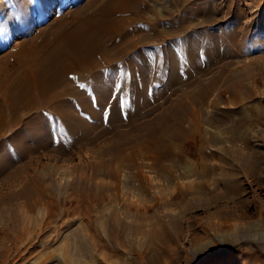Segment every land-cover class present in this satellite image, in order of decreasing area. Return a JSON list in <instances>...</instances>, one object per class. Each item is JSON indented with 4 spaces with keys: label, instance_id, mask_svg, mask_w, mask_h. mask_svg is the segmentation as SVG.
Returning <instances> with one entry per match:
<instances>
[{
    "label": "rangeland",
    "instance_id": "1",
    "mask_svg": "<svg viewBox=\"0 0 264 264\" xmlns=\"http://www.w3.org/2000/svg\"><path fill=\"white\" fill-rule=\"evenodd\" d=\"M88 1L0 0V85L14 72L9 61L1 68L14 47L33 39ZM142 2L145 18L138 26H130L131 38L135 41L141 32L152 35L150 46L159 51L170 45L176 59L172 58L170 64L168 57L166 77L158 86L154 84L157 91L164 88L162 95L147 103L141 98V114L135 121L125 115L121 123L113 125L108 119L101 121L104 125L95 119L86 120L89 128L74 138L65 133L60 122L53 123L55 129L47 119L37 123L39 127L49 125L51 130L39 135L37 148L18 159L8 157L0 162V264H264V0ZM181 21L185 31L177 35L175 44L171 32ZM192 33L196 38L192 42L199 44V66L186 51L174 49L191 44L185 35ZM160 58L151 60L153 70H157L155 64ZM173 64L176 68L169 84L167 76ZM249 72L251 76L246 77ZM237 73L245 77L238 86L249 89L252 100L238 101L233 94L237 87L230 84V76ZM154 87L140 88L152 96ZM201 88H205L202 98ZM198 90L199 101L193 105L197 106L187 110L183 125L190 127L197 112L203 140L199 150L174 141L178 147L169 148L164 162L175 167V175L171 177L168 170L159 172L160 169L150 173L155 184L175 182L166 197L159 199L157 189L146 201L134 197L137 204L133 215L124 214L122 192L117 193V198L110 195L109 184L117 179L103 169H94L103 167L107 160L112 161L113 168L122 158L124 164L154 163L151 151L140 147L136 137L141 138L152 126L161 124L165 115L169 119L175 105H187ZM34 122L30 115L26 124ZM244 122L248 134L231 140L227 130L235 125L241 128ZM54 132L60 135L59 140L52 138ZM136 150L147 159L134 155L129 160V152ZM221 157L229 160L227 166L220 165ZM242 157L251 160L254 170L247 171ZM205 159L209 167H215L216 179L227 173L234 176L240 192L226 195L218 180L213 185L206 184L204 192H194L202 185L201 179L185 176L192 175L200 166L198 162L204 163ZM126 169L120 179L124 173L128 175ZM34 174L39 179L37 187L31 184L27 193L21 194ZM174 190L181 192L174 195ZM158 233L169 237L160 239ZM73 241L82 242L76 250ZM69 249L83 253L84 260L70 261Z\"/></svg>",
    "mask_w": 264,
    "mask_h": 264
},
{
    "label": "bare ground",
    "instance_id": "2",
    "mask_svg": "<svg viewBox=\"0 0 264 264\" xmlns=\"http://www.w3.org/2000/svg\"><path fill=\"white\" fill-rule=\"evenodd\" d=\"M142 4H144L142 0H89L86 4L77 7L72 14L62 17L51 24L48 29L35 36L33 39L23 42L20 41L21 43L19 46L14 47V50L9 52L4 58V61H1L2 69L4 63L7 61H9L8 63L12 62L9 65L13 66L12 69L14 72L3 81L4 83L1 82L0 85V162H3V159L8 157L11 159H18L27 151L30 152L35 150L40 142L38 140L39 135L47 133L48 130L51 131L49 128L50 126L55 129L53 123L56 124L60 122L63 126V130L65 133L69 134V137H78L79 134L84 133L86 127L89 128L86 120L95 119L97 122H101L103 119H108L107 121H109V124L113 125L115 122L117 124L121 123L122 116L125 115L129 117L132 122L135 121L136 116L141 114V98H143V103H147L150 98L153 100V98H156L159 94L162 95L161 93L164 88L158 91L155 88L156 85L158 86L162 83L163 79L166 77L164 69L167 66L168 57H171L170 64H172V58L175 56L173 55L170 45L161 48L159 51L155 50V47L150 46L148 40L151 39L152 35H146L141 32L139 33V38H137L138 40L136 39L134 41L131 38L132 32L129 31L131 28L130 26H138L139 22L145 18L143 14L144 11L141 8ZM130 13L133 17L130 16ZM182 23L183 21H181L179 25L177 24L171 32V37H174L173 41H175V44L177 42V40H175L176 37H178L177 35L185 31V26L184 24L182 25ZM185 39H190L191 44L188 46L185 45V49L181 47L174 49L186 51L191 57L192 62L195 63L196 66H199V56L197 55L199 44L196 42L197 45L192 42L193 40L195 42L196 38H193L192 33V36L189 34L185 35ZM155 56H162L155 64L158 66L157 70H153L154 63L151 62ZM173 65L170 66V72L167 76L169 84L173 81V79L170 78H172L173 70L176 68L175 65ZM237 74L230 76V84L237 87V89L233 87V89H236L233 94L237 96L238 101L246 98H251L250 100H252L251 91L244 87V85H242L241 88L239 87L240 85L238 86L241 79L245 77ZM251 74L250 72L247 73L246 77H250ZM155 83L156 85H154ZM141 86L145 87L146 90L155 86L154 89L156 92H154L152 96L150 95V97L148 93H143V88H140ZM204 89L205 88H201L200 90V98H202V96L204 97ZM183 92L184 91L181 92V96H183ZM254 95L255 94H253V96ZM253 99L257 100V98ZM185 100L187 99L185 98ZM197 101H199V90L196 94L191 95L190 102L187 105L184 103L182 105L176 104L175 108H173L175 110H172V113L169 112V119L168 116L165 115V117L163 115L164 118L161 124L152 126L146 133L143 131L142 133H144V135L141 138L138 136L136 137L140 143V147L146 148L147 152L151 151L153 154L151 158L154 163L133 164V162L128 161L130 163L124 164L122 162L125 158H122L123 160H118L113 164V168L110 167L112 161L107 160L103 167L99 166L94 169L96 171L103 169L106 175L115 180L117 179L116 182L109 184V188H111L110 195L112 198H117V193L119 191L122 192L121 197L125 198L123 199L124 205L122 208L124 214L133 215V206L136 202V200L135 202L132 200L134 197H140L146 201L151 198L153 194L152 190L155 189L158 190L157 194L158 196L160 195L159 199L166 197V191H168L170 186L172 187L175 182L169 181L165 185L155 184L150 178V173L153 170L158 172L160 169L159 172L168 170L171 177L175 175V167L167 166L164 162L169 156V148L178 147V145L176 147L174 141L182 145L187 144L199 150V144L202 143L203 140L201 134L199 136L200 127L197 112L194 111L195 114L191 119L192 122L190 127H185L183 125L184 121H186V115L188 114L187 110L193 107L196 108L197 105H193H195ZM176 110H178L179 113ZM30 115L33 116L35 122L33 124L29 123V125L28 123L26 124V121ZM46 119L51 121L50 126L47 125L46 127L44 124L43 127H39L37 123L44 120L46 121ZM245 124V122L241 124V128L235 125L227 130L231 140H236L238 137L244 138V136L248 134L249 131L245 128ZM17 125H20V127L21 125L24 126L19 130ZM102 125H104V123ZM118 126L119 125H117V127ZM150 126L148 128H150ZM250 128H252V126ZM8 129L9 132L7 131ZM52 138H57L59 140L60 135L54 132ZM134 155L142 157L143 159L145 157L147 159L148 157H143V152L136 150L129 152L128 159H132L131 156ZM249 156L250 155H248V157ZM244 157H242V159ZM220 159V165L227 166L229 160L226 157H221ZM248 159H243L242 165H245L247 171L249 168L254 170L251 166L252 164H250L251 160ZM204 161V163L202 160L198 162L200 166L198 165V167L192 171V175L186 174V171L184 172L186 176L181 175L182 177L194 178L196 181L201 179L200 184L202 185H199L197 188L198 190L194 192L199 190L204 192L206 189L205 187H207L206 184L213 185L217 180L220 186H222V191L226 193V195L230 192H240L241 189L234 181V176L232 177L227 173L226 176H219V179H216L215 167L212 165V167H209L206 163V159ZM124 168L128 169H126L129 171L128 175L124 173L123 179H120V173H122ZM50 175L51 173L48 172V176ZM37 181H39V179H37V174L31 175V182L23 188L21 194L27 193L31 184L37 187ZM82 181L84 182V179ZM214 187L215 185L213 189ZM36 191L37 190H35V192ZM35 192L31 191L30 193ZM174 192V195H176L181 191L174 190ZM83 193V195H85V189ZM21 194L19 195L21 196ZM26 196L28 197V195ZM82 198L84 201L87 200V196H82ZM151 202L152 201H149V203ZM136 212L135 209V213ZM145 218L147 217H144V219ZM71 234L70 237L72 236ZM157 236L160 239L169 237L166 233H158ZM65 238H67L66 235ZM66 242L68 241L66 240ZM80 243L82 242L78 243L73 241L71 244H73L72 247L76 250V245ZM70 254V261L72 262L74 260L75 263L78 260L79 262L84 260L83 253L79 252L76 254L75 251L71 250Z\"/></svg>",
    "mask_w": 264,
    "mask_h": 264
}]
</instances>
